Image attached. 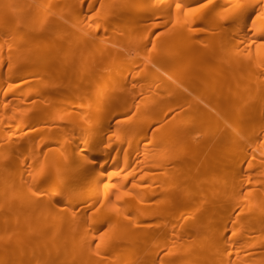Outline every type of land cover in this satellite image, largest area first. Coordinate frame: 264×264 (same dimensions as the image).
Returning a JSON list of instances; mask_svg holds the SVG:
<instances>
[{
    "label": "bare ground",
    "instance_id": "1",
    "mask_svg": "<svg viewBox=\"0 0 264 264\" xmlns=\"http://www.w3.org/2000/svg\"><path fill=\"white\" fill-rule=\"evenodd\" d=\"M0 264H264V0H0Z\"/></svg>",
    "mask_w": 264,
    "mask_h": 264
},
{
    "label": "rangeland",
    "instance_id": "2",
    "mask_svg": "<svg viewBox=\"0 0 264 264\" xmlns=\"http://www.w3.org/2000/svg\"><path fill=\"white\" fill-rule=\"evenodd\" d=\"M249 0H240V4H244L246 2H248Z\"/></svg>",
    "mask_w": 264,
    "mask_h": 264
},
{
    "label": "snow or ice",
    "instance_id": "3",
    "mask_svg": "<svg viewBox=\"0 0 264 264\" xmlns=\"http://www.w3.org/2000/svg\"><path fill=\"white\" fill-rule=\"evenodd\" d=\"M209 2H210V0H209ZM179 7V6H178Z\"/></svg>",
    "mask_w": 264,
    "mask_h": 264
}]
</instances>
